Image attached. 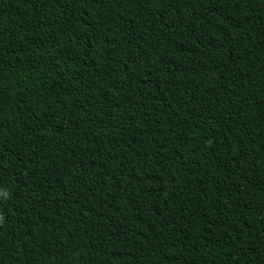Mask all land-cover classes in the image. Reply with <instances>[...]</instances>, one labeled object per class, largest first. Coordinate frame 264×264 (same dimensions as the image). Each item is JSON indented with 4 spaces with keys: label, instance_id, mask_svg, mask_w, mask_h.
Listing matches in <instances>:
<instances>
[{
    "label": "trees",
    "instance_id": "obj_1",
    "mask_svg": "<svg viewBox=\"0 0 264 264\" xmlns=\"http://www.w3.org/2000/svg\"><path fill=\"white\" fill-rule=\"evenodd\" d=\"M0 264H264V0H0Z\"/></svg>",
    "mask_w": 264,
    "mask_h": 264
}]
</instances>
